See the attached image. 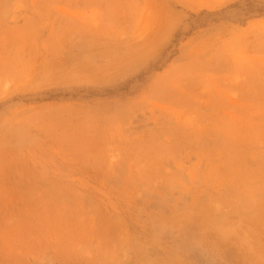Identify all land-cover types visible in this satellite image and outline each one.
<instances>
[{
    "label": "rangeland",
    "instance_id": "1",
    "mask_svg": "<svg viewBox=\"0 0 264 264\" xmlns=\"http://www.w3.org/2000/svg\"><path fill=\"white\" fill-rule=\"evenodd\" d=\"M0 264H264V0H0Z\"/></svg>",
    "mask_w": 264,
    "mask_h": 264
}]
</instances>
